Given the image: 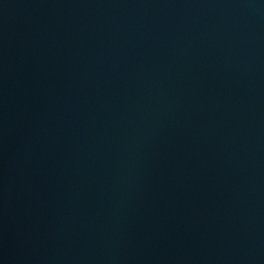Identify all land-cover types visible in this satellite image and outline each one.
<instances>
[{
	"label": "water",
	"instance_id": "water-1",
	"mask_svg": "<svg viewBox=\"0 0 264 264\" xmlns=\"http://www.w3.org/2000/svg\"><path fill=\"white\" fill-rule=\"evenodd\" d=\"M0 264H264V0H0Z\"/></svg>",
	"mask_w": 264,
	"mask_h": 264
}]
</instances>
